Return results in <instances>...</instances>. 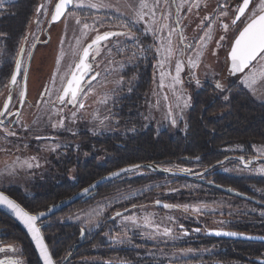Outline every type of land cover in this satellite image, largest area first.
<instances>
[{
	"label": "rangeland",
	"instance_id": "rangeland-1",
	"mask_svg": "<svg viewBox=\"0 0 264 264\" xmlns=\"http://www.w3.org/2000/svg\"><path fill=\"white\" fill-rule=\"evenodd\" d=\"M12 2V1H11ZM10 2V4H11ZM106 3L111 2L115 4L117 0H105ZM122 8L121 10L125 13V16L131 18L133 13L128 8L123 7V0H120ZM132 3H137L138 0H131ZM149 7L152 8L155 13L156 23L152 25L155 29H160L161 25H168L167 28L156 31L155 36L151 33H144L145 24L140 23L136 27L142 32L155 41V51L161 42L166 43L168 39L169 31L172 28H176V32H173L171 35L172 47L175 50L171 60L165 61L163 67L160 66V61L164 60L163 54L157 56L156 62L154 65V75L152 79L151 90L147 93V99L145 109L146 118H152L155 124L164 123L167 128H170L172 131L176 130V126L180 121H186L187 114L189 109L192 106V93L193 91L199 90L203 83L213 82L220 83L222 76V69L225 66V52L227 50L228 44L235 37V34L238 33L239 29L243 27V24L239 23L238 26L230 30L226 34V39L221 41L220 46L217 45V41L220 39L221 35H224V31L220 26L219 21L212 23L214 20H217L219 12L224 10L219 7V5L228 3L227 0H159V4L156 5V0H147ZM256 3H259V0H256ZM9 3H3L0 5V10L5 8ZM45 4L49 8V14H45L43 11L40 13H35L31 23L26 29V34L24 37H27V40L24 41L23 38V47L25 48L24 53V63L26 62V57L28 52L31 50V47L36 39L46 40L48 38V44L38 47L35 52V56L30 61L27 81H26V98L25 104L22 111V116L17 123L18 127H21L23 133L31 135L33 133H41V135H57L61 132L66 133L69 129H78L81 127H106L109 123V105L113 98L116 95H119L122 92L123 86L126 85V82L121 77L122 72L127 66H129L130 61H136L137 52L132 49V46H127L128 43L134 42L129 40L126 37H112L106 43L107 47L102 46L101 53L97 57L95 63L93 64L94 72H99L101 75L93 82V91L88 95L85 100V108L78 111L75 117H72L71 112L75 111L71 105H68L64 108L62 113H57L55 108L51 104L45 103V101L50 98L45 95L41 96V93L44 92L45 86L52 87V77L53 73L57 71V57L60 52L65 53V57L61 60V65L59 72L64 73L69 63H74L76 60L72 56V46L75 44V39L80 35V27L76 25L75 18H69L65 20L63 18L58 24L48 26L51 19V10L54 8V2L49 3V0H41L40 5ZM198 4V7L196 6ZM179 7V12L177 11ZM191 7V11L189 8ZM235 4L231 6L228 5L229 16L220 17L225 23H229L232 16V10L235 8ZM84 22L93 24L94 19H99L101 17H114V12L109 9H90L83 8L78 10ZM148 12V16L145 17L148 20V17L151 16V12L148 9H145ZM167 16L168 19H164ZM208 16L209 19L204 20V17ZM203 21V23H201ZM151 23V21H149ZM212 24L211 39L207 40L206 47L202 50L203 54L199 57L198 67L190 70L187 66V60L189 56L193 59H196V52L200 51L197 45V41L204 33L208 30V25ZM67 25V26H66ZM100 33L104 31H126L127 29H122L119 27L118 21L113 18L109 21L104 20V24L101 27L96 25ZM96 32H89L88 38L85 43L90 42L91 38L94 37ZM139 37V33H136ZM183 35L185 40L183 43L180 41V36ZM4 38L0 35V68H3V65L10 63L13 68L14 57L16 56L17 50L21 46L20 41L18 40L15 45H6L4 43ZM21 40V39H20ZM63 40V43L61 41ZM185 44H191V48L185 49ZM20 45V46H19ZM127 46V47H125ZM108 48L112 49L111 54L108 53ZM122 49L121 55L119 57L117 54V49ZM184 50V55H180V51ZM139 50L138 53H140ZM215 52V55L213 54ZM135 53V55H133ZM114 55V56H112ZM141 55V54H140ZM180 59L184 64V69L180 73L182 80L181 84H174L171 79L172 76L176 75L175 64L176 60ZM111 61V63H109ZM264 63L261 61L256 63L257 69H259L260 64ZM98 65V67H97ZM123 65V67H121ZM248 71V70H247ZM246 71V72H247ZM161 72H164L166 75L163 77V87H161ZM194 72L195 78L191 75ZM242 76L237 80V87L246 90L251 97L258 103L264 104V80L257 79L254 84L253 90H250L244 87L241 84ZM200 81V84L197 85L196 80ZM5 84H1L3 87ZM60 85L59 76L56 77V88ZM2 89V88H1ZM0 89V91H1ZM8 93V89L2 93L3 100L5 99ZM124 92H122L123 94ZM56 92L53 91L51 99H55ZM167 96V100L164 97ZM188 100V107L183 106V101ZM106 101V102H102ZM179 105V106H178ZM57 107H61L57 105ZM169 110H171L172 115L169 116ZM61 116L66 117L64 119L63 127L58 123ZM175 119L176 123L173 125L172 120ZM52 123H57V127L53 128ZM148 124V123H147ZM26 126V127H25ZM4 131V129H3ZM102 131V130H100ZM95 132V131H94ZM45 152H54L52 149L60 148V145H56L50 142L43 143L39 145ZM264 148V145H252L251 149L254 155H258L257 149ZM2 149V148H0ZM243 151L242 147H233L224 149L222 152L224 154H232L234 152ZM16 154V155H15ZM35 157V160L31 159ZM28 161L33 164L32 168L27 166H22L21 162ZM15 162V164H14ZM46 162V156L43 153L36 152L35 149L26 148L19 150H8L4 149L0 151V190H5L7 186H21L24 180L32 179V177L24 178L23 175L29 170H39ZM39 165L38 167L36 165ZM262 164H257L251 170H244L240 167H228L224 170H221L222 173L232 175L235 177H264V173L257 171V169ZM12 166V167H10ZM178 171L183 170V167L173 165L168 167H162L161 170L166 171ZM12 171V175L7 173ZM167 171V172H170ZM26 172V173H27ZM138 172V171H135ZM8 183L5 185V183ZM21 182V183H20ZM6 187H5V186ZM255 192H257L258 197L264 200V188H255L251 187ZM160 189H165L166 191L173 190L171 192H176L177 196L181 197L179 200L180 205H187V209H190L195 213L203 214H217L219 216H234L240 217L242 215L248 214H257L264 217V209L254 208L248 203H236L229 199L217 198L213 199L208 195H202V197H197L194 191L196 186L188 182H179L169 177L163 181H154L144 187H132L129 186V189H123L119 191L113 197L100 201L87 209H84L69 218L67 221L72 223L80 224L86 231L90 232L101 222L102 217L111 209L116 207L118 203L129 200L133 197H137L141 194H144L148 191H159ZM183 198V199H182ZM194 208H199V211H193ZM133 216L140 218V222L144 223L143 218L148 216L151 218L153 225L159 224L161 231L164 227H169L174 230L176 225L172 220L176 216L172 213H165L162 215L155 214L153 212L149 213H135ZM169 217H173L169 220ZM180 218V216H179ZM178 219V218H176ZM216 220V221H215ZM210 223H206L208 228H219L223 222L227 219L221 217L215 219ZM152 228V227H151ZM143 233L144 230H141ZM151 234V233H150ZM150 243L154 245L164 246L171 244L172 242L168 239L158 236L151 235L147 237ZM10 245H15L20 248V246L14 243L1 244L0 247H8ZM160 249V252L157 256L164 258ZM8 255H15L11 252L7 253ZM5 253H0V259H3ZM22 260V254L19 256ZM171 260L177 259V257H169ZM25 262V261H24Z\"/></svg>",
	"mask_w": 264,
	"mask_h": 264
},
{
	"label": "flooded vegetation",
	"instance_id": "flooded-vegetation-1",
	"mask_svg": "<svg viewBox=\"0 0 264 264\" xmlns=\"http://www.w3.org/2000/svg\"><path fill=\"white\" fill-rule=\"evenodd\" d=\"M13 0H4V3H10ZM228 5L237 4L240 0H227ZM41 0H38L36 7L40 5ZM2 5V4H0ZM37 9V8H36ZM37 11H35L36 13ZM239 24V22H238ZM49 26V25H48ZM139 33V43L131 42L128 43L127 46H132V49L137 52L136 61L131 62L129 66L125 68L122 72L121 77L126 82V85L121 89L122 92L119 95H116L110 103L109 107V123L106 127L95 128L92 127H81L78 129H69L66 133L61 132L57 135H41V133H33L28 135L27 133H23L21 127H18L16 121L20 119L22 116V111L25 104V98L22 105L21 110L19 111L18 107L20 104V96L19 93L21 89H24L26 92V85L23 86L22 79L23 73H21L19 77V84L14 86V90L12 92V99L9 104L8 111L12 112L13 115H7L0 117L3 119L5 123L0 125V148L8 149V150H19L31 148L35 149V151L39 153H43L46 156V162L39 170H29L27 173L23 175V177L32 179L24 180L21 186L9 187L5 186L8 183H5L4 193L8 195L11 199H14L16 202L21 204L27 211L30 212L28 208L25 207L26 204H30L31 202H36L38 199L37 190L38 188H42L45 184L48 185L51 182L60 184L61 178L65 177L71 187L77 189L70 197L65 200L70 199L76 194L80 193L84 189L90 187L96 181L114 173L120 171L121 169L132 167L133 165L142 166L138 170V172H129L121 175L120 177L109 180L102 184L101 186L94 189L88 195L84 196L73 205L63 209L57 214L52 215L48 219L42 220L38 223L42 224L48 220H60V223L63 225L76 226L77 229V239L76 242L72 245V247L68 250L73 256L72 260H64L58 264H252L250 261H235L233 259H221L222 256H225L228 250L233 249V245L221 244L220 241L226 242H247V243H256V244H264L260 242H250L243 240H227L220 239L211 236L210 234L214 231H226L232 233L243 234L247 236H259L264 237V217L259 216L257 214H248L242 215L240 217L234 216H219L217 214H203V213H195L190 209L185 210L184 205H180L179 200L181 197L177 196L176 192H171L173 190L166 191L165 189H160L159 191L151 190L144 194H141L137 197H133L129 200L118 203L116 207L108 211L101 219L99 225L93 228L90 232L86 231L80 224L72 223L67 221L69 218L73 217L80 211L87 209L88 207L100 202L107 200L114 195H116L119 191L129 189V186L132 187H144L154 181H163L168 177L170 179H174L179 182H188L194 184L196 186L195 195L197 197H202L204 195L203 188H205L206 195L213 199L217 198H225L236 203H248L254 208L264 209V200L258 197L257 192H255L251 187L255 188H264V177H241L245 179L247 182L246 185V193L249 195V198L240 199L234 197L233 195H213L208 188H212L213 186L218 189V185H216L213 181L214 179H222L224 177L231 178H240L232 175L224 174L221 170H224L228 167H240L244 170H251L255 165L262 164L264 162H258L252 164L249 168L243 166L239 161L231 160L226 162L224 165L212 167L214 164L222 161L227 157H244L245 160H251L254 157H257L253 154L251 146H238L242 147L243 151L234 152L232 154H225L224 157L210 166H203L202 164L193 163V164H177V163H163L160 166L168 167V166H180L188 171H170L176 174H182L180 176L173 175H165L163 173H156L155 170L151 168H146L141 164H121L114 167L112 164L109 165L108 162H111L117 158H114V152L111 150H104L101 148H91L83 149L81 148L80 139L82 136L87 138L88 136H109V137H126L138 135L140 131L144 133L149 132L148 130L153 131L154 135H159L162 133H167L172 136H176L178 133L181 135H185L186 131V121H180L176 126V130L172 131L170 128H167L164 123H158L157 125L153 121L152 118H146L147 107H145L147 93L151 90L152 87V79L154 75V65L156 62V51H155V41L153 38L142 34L141 31ZM26 31L24 33V36ZM237 35V34H235ZM20 40V44L22 40ZM235 38V37H234ZM233 38V39H234ZM231 41L228 44H231ZM4 43L6 45H10L7 41ZM48 44V38L42 41L36 39L33 43L35 47H31L30 52L32 56L29 57L27 54V59L25 65H30V61L35 56V52L40 46H44ZM20 46V45H19ZM125 46V47H127ZM227 47V48H228ZM143 48L144 51L139 50ZM18 51V50H17ZM121 51H117L119 57H123ZM141 54V55H140ZM226 55V52H225ZM114 56V55H112ZM24 57V54H23ZM28 62V63H27ZM27 66V65H26ZM14 67V64H13ZM13 68H11L12 72ZM29 70V67H28ZM224 68L222 69L223 72ZM142 71L148 74L149 86L147 87V91L141 95V100L139 103L131 102L128 103L126 101L132 100L133 96L139 95L138 92V84L140 74ZM94 74V73H93ZM90 79L89 78H86ZM95 82V81H93ZM92 82V84H93ZM207 83V82H206ZM213 83V82H210ZM215 84V83H214ZM204 86V83L202 87ZM201 87V88H202ZM2 88V89H1ZM200 88V89H201ZM0 109H3L4 103L7 101L8 93L3 100L2 93L6 88L0 86ZM199 89V90H200ZM197 90V91H199ZM197 91H193L197 92ZM192 93V95H193ZM136 104L137 107L135 110H132L131 107ZM193 104V101H192ZM192 107V106H191ZM130 108V109H129ZM190 110V109H189ZM19 111V115L16 113ZM189 112V111H188ZM148 123V124H147ZM125 124H129L128 127ZM3 129H8L11 131H15L17 133L16 136H6L5 131ZM102 130V131H100ZM95 131V132H94ZM142 132V133H143ZM37 136L45 137L47 139H36ZM50 142L53 144H58L61 147L54 150V152H45L39 145ZM89 146V145H86ZM233 148V147H230ZM229 148V149H230ZM228 149V148H223ZM16 155V154H15ZM69 156V166L67 169L68 173L64 175H60L63 172V166L59 165V163L63 164V160ZM264 159V158H259ZM119 161V160H118ZM95 165H91V164ZM91 167L96 170L106 171V173L96 177L94 180L89 181L87 183H81L79 181L80 175L78 172H88ZM183 169V170H184ZM108 186L109 188H113V191H110L108 195L102 196L100 193V189ZM36 189V190H35ZM213 189V188H212ZM211 190V189H210ZM214 191V190H212ZM180 198V199H179ZM183 199V198H182ZM64 200V201H65ZM87 200L89 202L85 206L79 207L77 209V205L80 202ZM62 201V202H64ZM160 203L157 204L156 202ZM61 202V203H62ZM56 203V204H55ZM58 203V204H61ZM52 205L48 207L44 212H47L51 207L58 205L57 201H51L48 203ZM172 205L171 208H164L163 205ZM135 205V207H133ZM74 208V209H73ZM127 209L128 211H125ZM116 212H121V217L115 216ZM149 213L153 212L158 215H162L165 213H169L170 215L175 214L178 217L173 218V222L176 224L174 226V230L172 231V235L165 237L163 235H158L164 237L171 241V244H167L164 246L154 245L152 242L148 241L147 237H150L154 234V229L151 227H143V223L137 218V224H132L131 221H124L123 216H133L135 213ZM32 213V212H30ZM41 213V212H39ZM38 213V214H39ZM34 214V213H32ZM180 216V218H179ZM227 219L225 222L221 224L219 228H208L206 223H210L211 221L218 218ZM178 218V219H176ZM216 221V220H215ZM84 231V235L81 236V231ZM141 230H144L142 233ZM20 232L24 236V241H26L30 247L34 248L26 235V233L5 213L0 211V243L8 244L14 243L18 246H23V242H19L18 236H20ZM151 233V234H150ZM186 233V234H185ZM20 234V235H19ZM157 235V234H155ZM17 236V238H16ZM16 238V239H15ZM123 241V242H121ZM46 244L49 247V244L45 240ZM78 242H81L82 246L74 249V245ZM50 249V247H49ZM73 249L75 252H73ZM162 249L161 252L164 258L158 257V252ZM190 251H187L189 250ZM51 252V251H50ZM36 254V253H35ZM37 256V255H36ZM60 255L57 257L60 260ZM174 256L177 257L175 260H171L169 257ZM38 259V258H37ZM54 259V258H53ZM55 260V259H54ZM39 261V260H38Z\"/></svg>",
	"mask_w": 264,
	"mask_h": 264
},
{
	"label": "trees",
	"instance_id": "trees-1",
	"mask_svg": "<svg viewBox=\"0 0 264 264\" xmlns=\"http://www.w3.org/2000/svg\"><path fill=\"white\" fill-rule=\"evenodd\" d=\"M37 2L38 0H13L11 4L9 3L0 10V34L5 42L15 45L18 40L22 39L34 17ZM11 68L10 63H6L3 68H0V85L8 83ZM142 72L138 84L139 95L135 94L132 100L126 101L128 103H139L141 95L148 89V74ZM222 73L225 75V69ZM236 83L228 84L222 76V83H220L222 89L216 88V83L205 82L199 91L193 93V104L187 114L185 135L179 133L176 136L167 133L154 135L153 131L148 130L149 132L146 133L140 131L137 133L138 135H127L126 137L88 136L85 138L82 136L80 139L81 148L86 149L94 146V148L113 151L114 158L117 159L108 162V164H112L114 167L120 163L141 164L160 173L158 169L163 163H198L210 166L224 157L223 148L264 145V104L256 102L246 90L238 88ZM225 96L228 97L227 100L224 99ZM136 107L137 105L134 104L131 109L135 110ZM128 125L125 124L127 127ZM63 161V164L59 163L63 166V172L60 175L65 176L68 173L67 169L70 168L69 156ZM78 173L79 181L85 184L106 171L91 167L88 172ZM213 182L219 187L218 189L214 186L213 189L208 188L213 195H233L240 199L249 198L245 185L247 181L243 178L224 177L214 179ZM76 190L71 187L65 177H62L58 185L56 183L51 185L49 182L48 185L45 184L42 188H38L37 201L26 204L25 207L30 212L38 214L54 205H49V202L56 200L57 204L61 203ZM110 191H113V188L108 186L100 189L102 196L108 195ZM203 193L206 195L205 188H203ZM88 203L87 200L80 202L77 209ZM40 228L57 264L63 262L62 258L65 256L68 261L73 259V255L68 250L76 242L78 236L76 226L63 225L60 220L51 219L40 224ZM262 228L264 229V226ZM20 234L17 241L23 242L21 249L25 264H40L35 251L24 241L21 232ZM220 243L233 245V249L228 250L221 259L264 264V244L239 241H220ZM81 244V242L76 243L74 249L81 247ZM74 249L73 252H75ZM60 255L62 256L58 260L57 257Z\"/></svg>",
	"mask_w": 264,
	"mask_h": 264
},
{
	"label": "snow or ice",
	"instance_id": "snow-or-ice-1",
	"mask_svg": "<svg viewBox=\"0 0 264 264\" xmlns=\"http://www.w3.org/2000/svg\"><path fill=\"white\" fill-rule=\"evenodd\" d=\"M54 2V8L51 10V21L56 22L60 20L62 17L65 20L69 18H75L76 25L80 27V35L76 37L75 44L72 46V56L76 58L74 63H69L67 70L64 73L59 72V68L61 65V60L64 59L65 53L63 51L60 52L57 57V71L53 73L52 77V87L45 86L44 92L41 93V96L47 95L50 99L45 101V103L51 104L53 108H55L57 113H62L64 108L68 105H71L75 111L71 112L72 117L77 115V112L85 108V100L88 95L93 91L92 82L97 80V78L101 75L99 72H94L93 64L95 63L97 57L101 53L102 46L107 47L106 43L112 37H126L129 40L135 41L139 43V37L136 35L140 30L136 27L140 23L145 24L144 33L151 32L154 36L156 31L167 28L168 25H161L160 29H155L152 27L156 23L155 11L149 7L147 0H138L137 3H132L131 0H123V7L128 8L132 11L133 16L128 18L125 16V13L121 10L122 5L120 0H117L115 4L108 2L105 0H49V3ZM167 3V0H165ZM4 0H0V4H3ZM159 4V0H156V5ZM198 7V4L196 5ZM90 9H109L114 12V17H101L99 19H94L93 24L90 25L87 22H84L82 19V15L78 10H82L83 8ZM221 9H224L219 12L217 20H214L212 23H216L219 21L220 26L224 31V35L220 36V39L216 42L218 46H220L221 41L226 39V34L236 28L238 26V22L243 24V27L239 29L238 34L235 35L234 40L231 42L230 51L228 52V60L230 61L229 73L230 75H236L237 73L242 74L241 84L254 91V84L257 79L264 80V63L260 64L259 69L256 67V63L264 61V0H259V3H256V0H240L237 6L232 10L233 18L229 23H225L220 17L229 16L228 4L219 5ZM148 9L151 12V16L148 17V20L145 19L148 16V12L145 11ZM179 7H177V11L179 12ZM37 13L43 11L46 15L49 14V8L45 4H41L36 9ZM191 11V7L189 8ZM115 18L118 21L119 27L122 29H127L126 31H104L103 33L99 32V29L96 25H100L101 27L104 24V20L107 19L109 21ZM164 19H168L167 16ZM209 19L208 16L204 17V20ZM151 21V23H149ZM203 23V21H201ZM67 26V25H66ZM176 28H172L169 31L168 39L166 43L161 42L159 47L156 49L157 56L163 54L164 60L160 61V66L163 67L165 61L171 60L174 55L175 50L172 47L171 35L173 32H176ZM89 32H96L97 34L91 38L90 42L85 43L88 38ZM212 32V24L208 25V30L204 33L203 36L199 38L197 41L198 48L200 51L196 52V59H193L189 56L187 60V66L190 70L198 67L199 57L203 54L202 50L207 45V40L211 39ZM2 35V34H0ZM27 40V37H24V41ZM185 37L183 35L180 36V41L183 43ZM63 43V40L61 41ZM35 47V45H33ZM185 49L191 48V44H185ZM144 51L143 48L140 49ZM117 51H122V49H117ZM112 49L108 48V53L111 54ZM25 53V48L23 47V41L21 46L19 47L16 56L14 59V67L10 75V79L8 83L3 85L4 88L8 89V99L3 105V109H0V117L7 115H13L12 112L8 111L9 109V101L12 99V92L14 90V86L19 84L18 76L23 73L25 79L28 74V67L25 65L23 60V54ZM215 55V52L213 53ZM135 55V53L133 54ZM180 55H184V50L180 51ZM28 56L31 57L32 53L29 51ZM111 63V61H109ZM98 67V65H97ZM123 67V65H121ZM184 69V64L180 59L176 60L175 64V72L176 75L172 76L174 84H181L182 80L180 77V73ZM246 70H248L246 72ZM166 74L161 72V87H163V77ZM193 78H195L194 72L191 73ZM59 76L60 85L56 88V77ZM87 79L86 78H89ZM197 85L200 84V81L196 80ZM216 88L222 89V85L217 82L215 85ZM55 90L56 96L55 99H51L53 91ZM26 92L24 89H21L19 96L20 102H24V97ZM167 100V96L164 97ZM225 100L228 99L227 96L224 97ZM106 102V101H102ZM60 105L61 107H57ZM179 106V105H178ZM183 106L188 107V100L185 99L183 101ZM16 115H19L17 112ZM169 116L172 115L171 110L168 113ZM66 117L61 116L58 123L61 127H63L64 119ZM5 121L0 119V125H3ZM19 123V120L16 121ZM173 125H175V119L172 120ZM26 127V126H25ZM52 127L56 128L57 123H52ZM6 136H16L17 133L15 131H11L8 129H4ZM36 139H47L45 137L37 136ZM4 149H0L3 151ZM55 150V149H52ZM257 157H254L252 160H245L244 157H240V162L248 167V165L254 163L255 159L264 158V148L257 149ZM35 160V157L31 158ZM15 164V162H14ZM22 166H27L28 168H32L33 164L28 161L21 162ZM39 166L38 164L36 165ZM12 167V166H10ZM139 165H133L128 169H121V172L124 171H133L138 169ZM166 171H170V169H166ZM182 171H188L186 169ZM257 171L264 173V165H261ZM8 175H12L13 172L9 171ZM3 175V173H0ZM111 175H119V173H112ZM85 192L88 189H84ZM157 204L160 202L157 201ZM0 207L5 208L8 212L11 213L12 216L18 220L23 227L27 230V234L30 236L31 241L35 245V250L38 253L39 261H42V264H57V262L53 259V253L50 252L48 245L45 243V238L42 235L41 228L38 226L37 222L40 220V217L45 215V213L41 212L39 214H32L27 211L24 207L21 206L14 199H11L8 195L4 193V191L0 190ZM135 207V205L133 206ZM164 208H171L172 205H163ZM187 205L184 206L185 210H187ZM51 211V209H49ZM125 211H128L125 209ZM193 211H199V208H194ZM121 212H116L113 219L116 217H121ZM169 220L172 218L169 217ZM124 221H131L132 224H137V218L135 216H123ZM144 223L143 227H152L154 229V234L163 235L165 237L172 235V229L169 227H164L161 231L160 225H153L150 217L145 216L143 218ZM186 234V233H185ZM222 233L217 232L216 235H221ZM84 235V231H81V236ZM223 235L235 236L236 233H223ZM123 242V241H121ZM187 251H190L187 250ZM13 253L15 255H8L7 253ZM0 253H5L3 259H0V264H25L24 260L19 258L22 254V249L16 247L15 245H10L8 247H0ZM62 260H67V256L63 257Z\"/></svg>",
	"mask_w": 264,
	"mask_h": 264
},
{
	"label": "water",
	"instance_id": "water-1",
	"mask_svg": "<svg viewBox=\"0 0 264 264\" xmlns=\"http://www.w3.org/2000/svg\"><path fill=\"white\" fill-rule=\"evenodd\" d=\"M63 19V17L60 19V20H58V21H56V22H52L51 21V19H50V22H49V26H52V25H56V24H58L61 20ZM238 34V33H237ZM234 40V39H233ZM230 46H231V44L229 45V47L227 48V50H226V55H225V66L223 67L224 69H225V75L222 73V76H223V78H225V80L228 82V84H232V83H235V82H237V80L242 76V74H240V73H237L236 75H230V73H229V67H230V61L228 60V52L230 51ZM28 63V62H27ZM27 65V67H29L28 66V64H26ZM247 71V70H246ZM28 75V74H27ZM222 76H221V80H220V83H222ZM19 77L20 76H18V79H19ZM26 81H27V77H26V79H25V77H24V75H23V79H22V84H23V86H25L26 85ZM225 85H226V83H225ZM8 99V98H7ZM9 104H10V101H9ZM22 105H23V103H21L20 102V104H19V111L21 110V108H22ZM19 111H18V113H19ZM240 157H227V158H225V159H223L222 161H220V162H218V163H216V164H214L212 167L214 168V167H217V166H221V165H224L226 162H228V161H231V160H236V161H239L240 162V159H239ZM252 160V159H251ZM258 162H264V159H255L254 160V163H252V164H255V163H258ZM241 163V162H240ZM242 164V163H241ZM252 164H250V165H248V167L247 168H249ZM243 166H245L244 164H243ZM140 167H142V166H140ZM139 167V168H140ZM128 168H131V167H127V168H124V169H128ZM138 168V169H139ZM138 169H135V170H133V171H136V170H138ZM133 171H124V172H121V171H117V172H114V173H119V175H108V176H106V177H104V178H102V179H100V180H98V181H96L95 183H93L90 187H88V188H86V189H88V191L87 192H85L84 190L83 191H81L80 193H78V194H76L75 196H73V197H71L70 199H68V200H65L64 202H62L61 204H58V205H56V206H53V207H51L50 209H51V211H47V212H44L45 213V215H43V216H41L40 217V220L37 222V224L40 222V221H42V220H45V219H48L49 217H51L52 215H54V214H57V213H59L60 211H62L63 209H65V208H67V207H69V206H71V205H73L75 202H77L78 200H80L81 198H83L84 196H86V195H88L90 192H92L94 189H96L97 187H99V186H101L102 184H104L105 182H107V181H109V180H113V179H116V178H118V177H120L121 175H123V174H125V173H129V172H133ZM158 171L159 172H161V173H163V174H165V175H173V176H180V175H182V174H176V173H173V172H167V171H164V170H161V169H158ZM221 190H224V189H221ZM224 191H226V192H229L228 190H224ZM0 211L1 212H3V213H5L7 216H9L25 233H26V235L28 236V238H29V240H30V242H31V244H32V246H33V248H34V251H35V253H36V255H37V258H38V253L36 252V250H35V245H34V243L31 241V238H30V236L27 234V230L23 227V225L18 221V220H16L15 219V217L14 216H12L11 215V213L10 212H8V210L7 209H5V208H2V207H0ZM217 232H220V233H222L221 235H216V233ZM223 233H229V232H226V231H214L213 233H211L210 235L211 236H213V237H215V238H220V239H227V240H243V241H250V242H260V243H264V237H257V236H247V235H243V234H238V233H236L237 235H235V236H229V235H223ZM232 233V232H231ZM46 243V242H45ZM39 260V259H38ZM39 263L40 264H42V261H39Z\"/></svg>",
	"mask_w": 264,
	"mask_h": 264
}]
</instances>
